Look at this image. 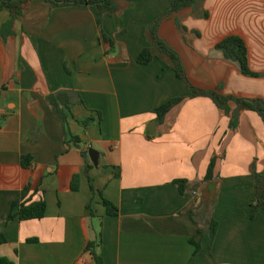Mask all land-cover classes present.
Returning <instances> with one entry per match:
<instances>
[{
	"label": "crops",
	"instance_id": "obj_1",
	"mask_svg": "<svg viewBox=\"0 0 264 264\" xmlns=\"http://www.w3.org/2000/svg\"><path fill=\"white\" fill-rule=\"evenodd\" d=\"M120 12L106 18L104 33L95 11L52 8L32 1L13 28L0 12V258L15 264H95L85 254L101 233L103 264H264V211L251 219L255 202L253 166L264 172V123L258 113L226 115L191 90L173 68L155 59L137 62L152 46L148 30L171 9V0H119ZM181 57L198 88H220L225 96L262 98L264 77L241 74L216 46L242 37L250 68L264 74V0H204L165 19L159 30ZM69 90L80 94L72 132L82 150L69 148L46 98ZM187 98L158 124L154 110L171 99ZM94 123L84 129L78 122ZM154 122L157 125H154ZM32 157L29 168L22 159ZM216 160L215 179L205 182ZM80 177L79 191L72 190ZM176 180L189 185L181 194ZM94 187V191L92 190ZM42 198V220L8 221L25 188ZM103 199L119 216L109 217ZM90 206V209L88 208ZM218 222L208 248L192 240Z\"/></svg>",
	"mask_w": 264,
	"mask_h": 264
},
{
	"label": "trees",
	"instance_id": "obj_2",
	"mask_svg": "<svg viewBox=\"0 0 264 264\" xmlns=\"http://www.w3.org/2000/svg\"><path fill=\"white\" fill-rule=\"evenodd\" d=\"M34 0H0V12L9 11L12 14V20L3 26V31L13 28L18 17L22 16L28 5ZM53 9L61 7H84L96 12L98 16V27L101 31L103 40L112 46L113 41L103 31V22L106 18L113 17L120 12L119 0H44ZM204 0H171L170 11L153 23L149 28V38L152 46L145 48L138 56L137 62L142 66L151 65L155 59L164 61L175 71L177 77L185 82L191 90L190 98L207 97L210 98L215 105L226 115L231 113L230 102L237 106L231 120V129L238 126L239 114L243 110L253 111L259 114L264 123V100L262 98H238L235 96H225L221 93V89L206 90L196 87L190 80L184 68L180 55L172 49L163 39H161L159 30L165 19L175 16L179 12L186 9L198 8ZM216 50L223 53L226 60L236 63L239 66L242 75L251 78H261L264 74H258L250 68L249 49L245 40L240 36H229L216 46ZM187 98L178 97L171 99L167 103L154 110L158 124H162L166 116L177 106L181 105ZM46 101L51 107L55 117L59 121L65 144L69 147H76L82 150V154L88 162L87 170L91 169L89 149L82 148V140L71 130V121L75 120L73 108L82 105L83 100L78 92L62 90L50 94ZM85 130L93 123L94 119L89 118L85 121L78 122ZM23 166L29 168L32 163V157L25 156L22 159ZM216 160H214L208 170L205 182L213 181L215 177ZM253 175L255 178V202L251 205V219L254 220L257 214L264 211V172L259 173L253 166ZM175 185L179 188L181 194H185L190 184L187 180H176ZM80 177L73 179L72 190L77 192L80 188ZM94 191V187L92 186ZM31 189L25 188L19 199L13 203L12 211L8 221L19 219L20 221L42 220L47 212V203L44 198L40 201H32L30 198ZM103 205L106 207L109 217H117L120 214L119 208L112 202L103 199ZM90 209V206H88ZM218 222L213 219L207 231L199 230L198 236L192 240V244L196 248V253L201 250L200 239L208 237V248L212 250V246L218 230ZM7 243L4 235L0 236V246ZM102 246L101 233L98 234L96 240L90 241L86 247L85 254L88 255L95 264H103L102 257L99 253ZM0 264H15L8 258H0Z\"/></svg>",
	"mask_w": 264,
	"mask_h": 264
},
{
	"label": "water",
	"instance_id": "obj_3",
	"mask_svg": "<svg viewBox=\"0 0 264 264\" xmlns=\"http://www.w3.org/2000/svg\"><path fill=\"white\" fill-rule=\"evenodd\" d=\"M154 125L156 126L157 123L154 122ZM89 155L92 160H96L97 154L93 150H90Z\"/></svg>",
	"mask_w": 264,
	"mask_h": 264
}]
</instances>
